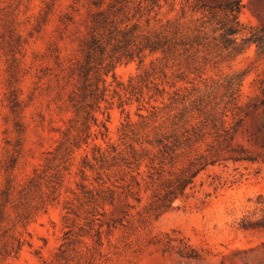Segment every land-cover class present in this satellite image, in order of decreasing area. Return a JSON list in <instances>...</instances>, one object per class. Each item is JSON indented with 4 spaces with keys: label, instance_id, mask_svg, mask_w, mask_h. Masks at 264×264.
Here are the masks:
<instances>
[{
    "label": "trees",
    "instance_id": "trees-1",
    "mask_svg": "<svg viewBox=\"0 0 264 264\" xmlns=\"http://www.w3.org/2000/svg\"><path fill=\"white\" fill-rule=\"evenodd\" d=\"M160 2L92 1L93 10L79 40V56L68 68V78L75 83L66 101L74 114L70 127L63 132L56 148L45 154L43 165L24 182H16L12 177L18 156L10 155L3 161L7 178L0 191V264H7L25 245H31L26 238L30 236L28 226L59 202L65 172L75 152L89 147L92 127H97L100 136L106 138V124L100 123L96 114L103 103H109L108 78L117 81L115 69L122 63L143 64L149 56H157L151 65L179 61L180 70L185 69L179 75L181 81L190 72L204 83L194 85L188 93L186 87L175 90L169 105H152L151 115H140L139 125L128 120L122 131L123 139L131 141L127 147L111 145L104 150L94 145L92 161L85 155L82 182L78 185L82 198L77 196V200L84 209L85 225L95 229L98 247H103L105 232L110 235L120 227L134 226L136 215L145 227L150 220L173 211L178 201L188 200L194 194L197 179L209 168L231 163L256 165L258 173L264 169V145L254 149L250 145H259L258 138L247 137L252 115L264 111V71L255 80L256 94L247 102L241 94L247 71H232L218 80L202 79L208 67L217 69L252 47L256 59L264 63V22L254 26L243 24L239 18L240 2L228 1L199 8L203 17L198 18L199 24L193 31L185 30L178 20L152 26L151 19L144 17L160 8ZM218 12L224 13V18H219ZM156 70L151 73L145 69L122 89L127 100L141 104L140 110L145 108V91L150 92V88L156 92L150 100L156 95H169L165 87L153 84ZM167 108L169 112L163 115ZM18 132L21 135L20 129ZM21 142L19 138L18 147ZM88 172L95 175L93 182ZM142 192L149 194V201L143 212L133 215L131 211L136 208L128 201L134 199L141 204ZM69 209L78 213L72 207ZM241 227L264 228V217L256 223L243 222ZM86 237L92 238L90 234ZM68 243L62 245L61 254L67 252L64 247ZM154 244L164 253L201 259L200 253L177 231L158 237ZM96 254L101 255L102 250L90 255L89 264H95Z\"/></svg>",
    "mask_w": 264,
    "mask_h": 264
},
{
    "label": "rangeland",
    "instance_id": "rangeland-1",
    "mask_svg": "<svg viewBox=\"0 0 264 264\" xmlns=\"http://www.w3.org/2000/svg\"><path fill=\"white\" fill-rule=\"evenodd\" d=\"M92 1L0 0V191L6 183L2 165L7 156H18L12 177L16 182H24L43 165L45 154L56 148L71 125L74 114L66 101L75 83L68 78V68L79 56V40L93 10ZM228 1L240 2L239 18L243 24L254 26L264 22V0H161L160 8L144 18H150L152 26L178 20L185 30L193 31L199 24L198 18L203 17L199 8ZM218 15L224 18V13ZM156 57L149 56L143 64L122 63L115 69L117 81L108 78L109 103H103L96 114L99 122L106 124V138L100 136L97 127H92L89 147L75 152L65 172L59 202L28 226L30 236L26 238L31 245H25L7 264H89L90 255L98 249L102 254H96L95 264H264V228L241 227L243 222L256 223L264 217V169L258 173L256 165L230 163L227 167L209 168L197 179L194 194L188 200L178 201L173 211L150 220L145 227L136 215L137 211H144L149 201V194L142 192L141 204L134 199L128 201L136 208L131 211L136 215V224L120 227L110 235L105 232L101 248L96 244L95 229L85 225L84 209L77 200V196L82 198L78 185L82 182L85 155L92 161L94 145L104 150L111 145L127 147L131 141L123 139L122 131L128 120L139 125L140 115L150 116L152 105H169L175 90L186 87L188 93L201 82L196 73L190 72L181 81L179 75L185 69L180 70L179 61L151 65ZM154 68L158 73L152 77L153 84L165 87L169 95H156L150 100L156 94L150 88V92L145 91V108L140 110L141 104L127 100L122 89L145 69L153 73ZM232 71H247L241 88L242 100L247 102L256 94L255 80L264 71V63L256 59L254 47L217 69L208 67L202 79L218 80ZM174 84L176 87H172ZM148 101L151 105L146 104ZM169 110H163V115ZM263 125L264 111L260 110L247 125V137L258 138L259 145H250L254 149L264 145ZM245 144L249 145L247 141ZM88 175L93 182L95 175ZM70 207L78 213H71ZM173 231L187 238L200 253V260L164 253L154 244L158 237ZM67 242V252L61 254V247Z\"/></svg>",
    "mask_w": 264,
    "mask_h": 264
}]
</instances>
